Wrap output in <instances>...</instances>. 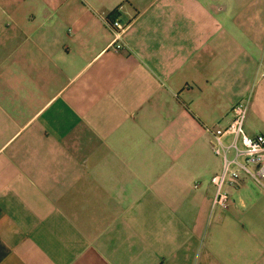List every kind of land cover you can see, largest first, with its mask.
Returning <instances> with one entry per match:
<instances>
[{
	"label": "crops",
	"instance_id": "0c3cea01",
	"mask_svg": "<svg viewBox=\"0 0 264 264\" xmlns=\"http://www.w3.org/2000/svg\"><path fill=\"white\" fill-rule=\"evenodd\" d=\"M246 101L264 134V0H0V264H264V189L212 212Z\"/></svg>",
	"mask_w": 264,
	"mask_h": 264
},
{
	"label": "built area",
	"instance_id": "2783aa9c",
	"mask_svg": "<svg viewBox=\"0 0 264 264\" xmlns=\"http://www.w3.org/2000/svg\"><path fill=\"white\" fill-rule=\"evenodd\" d=\"M112 34V48H124V36L128 26L119 20L108 23ZM249 113V101L241 102L233 108V120L225 128L208 129L210 145L216 156L222 158L221 173L213 176L211 183L216 195L212 212L226 211L233 203L227 187L237 186L248 178L264 189V134L255 137L245 133V122Z\"/></svg>",
	"mask_w": 264,
	"mask_h": 264
}]
</instances>
